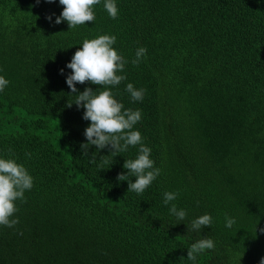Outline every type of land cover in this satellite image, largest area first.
<instances>
[{
	"label": "trees",
	"instance_id": "16d2710c",
	"mask_svg": "<svg viewBox=\"0 0 264 264\" xmlns=\"http://www.w3.org/2000/svg\"><path fill=\"white\" fill-rule=\"evenodd\" d=\"M111 19L68 28L58 0H0V155L23 163L34 186L17 201L19 224L0 226V264H190L191 243L216 247L197 264H259L264 257V0H117ZM115 35L128 61L113 88L160 175L137 195L118 181L138 148L85 155L82 108L65 77L85 39ZM138 47L146 58L133 64ZM63 69V74L61 73ZM127 83L146 90L133 102ZM82 92L99 85H76ZM102 90V89H101ZM134 179V178H133ZM187 211L169 214L163 193ZM205 213L211 227L187 228ZM225 215L236 224L225 227Z\"/></svg>",
	"mask_w": 264,
	"mask_h": 264
},
{
	"label": "clouds",
	"instance_id": "9594fccd",
	"mask_svg": "<svg viewBox=\"0 0 264 264\" xmlns=\"http://www.w3.org/2000/svg\"><path fill=\"white\" fill-rule=\"evenodd\" d=\"M58 3L63 6L60 14L54 20L52 16L46 19L55 24L66 22L69 29L85 25V22L93 23L96 19L95 6L100 4L109 18L117 19L119 15L117 0H58ZM116 41L115 35L102 34L85 39L74 52L66 63V68L71 69V72L66 75L65 82L74 96L68 107L75 103L78 109H83L82 119L89 121L83 132L85 142L80 145L85 155L90 146H95L96 152L108 148L112 156L127 152L132 147L138 148L136 157L123 163L127 172L119 174L117 179L127 182L128 191L141 195L160 175V169L155 167L151 158V148L144 144L141 132L135 128L142 120V111L125 108L112 90L127 79L123 73L128 61L114 47ZM146 55L147 49L138 47L132 63L142 62ZM86 81L100 87L94 90L85 87L82 92L78 91L76 85ZM9 84L10 81L0 75V94ZM125 91L133 102H142L146 93L145 89L136 88L132 83H127ZM6 156L7 153L0 155V226L14 228L20 222L16 216L17 201L25 200V193L34 186V178L23 163ZM179 195V191L164 192L163 204L168 207L170 215L183 222L187 211L174 203ZM212 223L213 217L205 213L193 219L187 228L199 233L203 227H211ZM235 224L234 217L225 215L226 228L231 229ZM215 247L211 237L201 238L187 248L186 259L190 264H197L199 256ZM259 264H264V257H261Z\"/></svg>",
	"mask_w": 264,
	"mask_h": 264
}]
</instances>
